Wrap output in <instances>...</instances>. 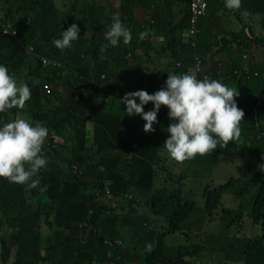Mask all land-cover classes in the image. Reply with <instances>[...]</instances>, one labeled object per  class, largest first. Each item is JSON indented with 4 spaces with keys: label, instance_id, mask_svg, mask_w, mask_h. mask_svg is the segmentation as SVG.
<instances>
[{
    "label": "trees",
    "instance_id": "1",
    "mask_svg": "<svg viewBox=\"0 0 264 264\" xmlns=\"http://www.w3.org/2000/svg\"><path fill=\"white\" fill-rule=\"evenodd\" d=\"M117 1L118 7L113 0H0L7 17L18 15L16 36L0 29V65L31 90L23 109L0 113V127L26 112L33 124L39 122L49 132L42 149L47 165L33 177L40 180L38 187L0 178V264H9L12 246L16 252L10 264H210L219 257L199 251L204 245L198 241L203 238H198L201 225L191 221L196 202L182 191L184 180L198 169L185 166L180 171L182 189L169 187L164 179L168 188L163 187V196L154 192L161 175L171 176L168 166L173 159L163 147L167 127L175 122L168 109L160 107L154 131L145 133L141 116L129 117L119 103L126 93L162 89L169 73H190L196 55L203 62L210 58L208 78L244 88L235 98L244 112L239 139L204 155L210 160L227 158L226 166L235 177L216 187L209 182L204 186V224H214L218 210L235 223L239 214L221 207L222 193L232 189L227 195L231 196L238 182L247 181L259 183L250 205L244 206L252 223L264 232V178L257 180L263 171L253 164H264V64L256 54L264 47V0H241L239 10L226 8L225 0H213L195 23L190 22L188 4L181 16H175L167 10L171 6L167 0ZM146 10L153 13L144 20ZM159 10L164 17L154 16ZM245 11L247 15H241ZM114 16L132 39L105 48L104 34ZM25 17L31 20L29 31L20 25ZM230 19L239 23L240 31L225 32L229 38L223 37L222 49L212 61L208 48L212 36L206 26L227 25ZM73 23L80 28L79 39L61 52L52 41ZM155 26L164 33L162 41H149V35L139 38ZM192 28L198 29L196 34L190 33ZM233 43L242 46V63L226 54ZM242 67L249 79L234 73ZM256 71L258 75H253ZM152 108L151 102L144 105L145 112ZM64 147L69 148L67 156ZM242 160L247 161L244 172L256 174L252 181L239 177ZM44 200L50 202L47 208L42 207ZM243 202L236 206L240 213L245 212ZM43 232L48 234L46 246ZM115 240L135 252L130 255ZM148 244L154 246L150 252ZM123 253L124 262L117 259ZM242 254L244 264H264V233L248 237Z\"/></svg>",
    "mask_w": 264,
    "mask_h": 264
},
{
    "label": "clouds",
    "instance_id": "2",
    "mask_svg": "<svg viewBox=\"0 0 264 264\" xmlns=\"http://www.w3.org/2000/svg\"><path fill=\"white\" fill-rule=\"evenodd\" d=\"M204 2L205 9L200 16L208 8V0H204ZM187 4L189 5L191 22V0H187ZM225 7L231 10H239L241 8V0H225ZM241 15L246 16L247 12H242ZM17 18V14L7 17L0 10V29L4 34L16 36L18 32L16 27ZM30 22V18L25 17L20 25L29 31L31 24L28 23ZM192 29L194 32H191ZM192 29H190V33L196 34L198 29ZM79 32L80 28L73 23L66 30L61 31L59 39H54L52 42L57 49L63 52L65 49L71 48L73 42L79 39ZM147 35V31L141 32L139 38L143 40ZM104 39L107 41V45H105V48H107L118 46L121 40L124 44H128L132 36L130 31L121 23L119 17L114 16L109 30L104 34ZM240 49L243 56L242 46H240ZM218 54L219 50L216 48L213 57ZM256 54L258 55L257 61H259V64H264V61H262L264 47H259L256 50ZM196 57L201 60L207 77L203 78L196 75L194 69L189 70L191 74L169 73L165 86L153 94L138 90L126 93L119 100L120 104L125 105L126 115L129 117L140 115L145 121L143 125L145 133L154 131L153 124L157 122V113L160 107L164 106L168 109L167 115L169 119L175 122L170 123L167 127L169 137L163 143V147L168 156L179 163L193 159L197 155L204 156L213 152L217 146L223 148L229 142L238 140L241 135L240 122L244 119L243 110L238 108L235 102V98L244 91V88L232 83L234 89L219 80L208 78L207 68L209 65L207 60L203 62L196 55L194 67L196 65ZM42 62L46 64L47 60L42 58ZM218 63L222 64L220 61ZM240 63H242V60ZM234 73L240 74L244 79H249L250 77V73L244 69L243 71L235 69ZM253 75H258V72H254ZM19 81L21 80L15 79L12 74L9 75V70L6 66L0 65V113L13 108L23 109L25 103L30 99L31 90L28 84ZM45 88L48 90L49 85L46 84ZM239 89L242 91H237ZM137 99L139 103L136 102ZM149 102L152 103L153 108L145 112L144 105ZM48 134V129L45 126L39 122L33 124L24 118H16L11 122L4 123L0 127V178L8 180L10 183L27 184L29 188L38 187L40 180L38 178L33 179V177H38L40 169L47 165V159L43 156L42 149ZM258 167L261 171H264V164ZM141 199H144V197H141ZM45 202H50L45 200L42 202V207L47 208L48 206H44ZM89 212L90 210H88ZM245 213L248 216V211H245ZM114 242L124 250H127L130 255L135 252L132 246L129 248L131 250L129 252L123 241L115 240ZM153 248L154 246L152 247L151 244H148L146 251L150 252ZM15 252L16 247L12 246V254L9 260L11 259L12 261L13 253ZM120 258L124 262L126 254L123 253V255L117 256L118 260ZM138 262H140V259Z\"/></svg>",
    "mask_w": 264,
    "mask_h": 264
},
{
    "label": "rangeland",
    "instance_id": "3",
    "mask_svg": "<svg viewBox=\"0 0 264 264\" xmlns=\"http://www.w3.org/2000/svg\"><path fill=\"white\" fill-rule=\"evenodd\" d=\"M121 13H123V11ZM234 23L235 20L230 19L227 22L228 29H232V25ZM185 52L189 53L187 50ZM238 54L239 56H241L242 50H239ZM190 69H194L193 59ZM15 118H24L32 123V116L26 112L17 114ZM12 120H14L13 117ZM88 126H91V123H88ZM58 149L61 150V146H59ZM68 150L69 148L64 147L63 153L65 156H67L65 152ZM227 160L228 159L225 157H218L216 159L210 160L208 156L198 155L195 158L186 160L182 163L172 160L168 166L171 176L169 177V174L165 172L163 175H161V179H158L154 182L155 194L162 197L164 194V188H168L165 184H163L164 179H166V183L169 185V187L173 186L174 184L175 187H178L179 189L181 188L180 182H182L181 179H178L180 173L179 171L184 170L185 166H192V170H195L196 168L198 169L196 173L192 174L190 177L184 180L185 185L183 186L182 191L188 199H192L196 202L191 221L192 224H197L198 226L201 225V231H198V238H203L200 239L202 241L196 238V241L198 240L199 244H203L204 242V248H201L199 251H203V253L211 251L218 254L219 256L215 258L210 264H244L245 260L242 252L245 249L248 237L255 234L258 235L264 233L260 225H254L245 212L240 213V211H238V208H236V206H238L240 202L242 203V201H244L243 204H241L242 211H248V208L244 205H246L245 203L250 205V199H252V197L257 193V187L259 183L254 184L247 181L238 182L231 196L227 195L231 192L232 189H228L222 193L221 201L223 200V202L221 207H223V209L225 210L228 207L230 210L234 211L232 212V215H234L235 213L239 214V218L237 219V221L233 224H230V215H228L226 212L218 210V212L215 214L217 221L214 224H204L206 220V216L203 212L204 209L202 206V192L205 188L204 186L209 182L212 187H216L220 184L225 183L231 178H235L231 170L228 168V166H226ZM246 162V160H242L241 162L239 177H246L247 179L252 181V178L256 174L254 172H244L246 169ZM253 164L256 169H259L258 162H253ZM261 177L264 178V171L257 177V180H259ZM48 205L49 204L47 202L44 203V206ZM221 215H224L226 217L224 221L220 220L219 217ZM191 238H194V236H192ZM47 244L48 234L43 232V246H46ZM13 250H15V248H13ZM9 263H11V259L9 260Z\"/></svg>",
    "mask_w": 264,
    "mask_h": 264
},
{
    "label": "crops",
    "instance_id": "4",
    "mask_svg": "<svg viewBox=\"0 0 264 264\" xmlns=\"http://www.w3.org/2000/svg\"><path fill=\"white\" fill-rule=\"evenodd\" d=\"M213 0H208L209 6L212 3ZM114 2V7H118V1L117 0H113ZM165 3H168V5L171 3V6H167V10H172L174 12L175 16L178 15H182V13L185 11L186 8V4H187V0H167ZM208 6V7H209ZM126 11V10H125ZM129 11V10H128ZM127 11V13H128ZM123 13H125L123 11ZM125 13V14H127ZM153 12H151L150 10H146V15H145V19H147L148 15H151ZM165 12H163V10H159L155 13V17H164ZM149 19V18H148ZM150 20V19H149ZM151 24V21H150ZM206 27H208L210 34H211V38L208 41V48L210 50L211 54L215 55V49L217 48L220 52V50L222 49L223 46V37L229 38V36L225 35V32H229V31H240V25L239 23L235 20V23L232 25V29H228L227 25L225 24V22L223 23H218L217 25H213V24H209ZM149 35V41L152 42H159L162 41L164 38V33L162 31H159L158 28L155 26L153 27L151 30H149L148 32ZM241 50L240 48H238L235 43H233V46H231V48L229 47L226 51V54L228 55V57L231 58H235L236 60H242V55L239 56L238 51ZM152 53V50H151ZM214 57L212 59V61H214ZM262 61H264V57L262 58ZM207 62L209 65L210 62V58L207 57ZM227 86L234 88L233 84H228ZM235 89V88H234ZM239 92H241L242 90L239 89L237 90ZM180 172V171H179ZM160 224H163V222L161 220H159ZM129 252H131L130 249H128Z\"/></svg>",
    "mask_w": 264,
    "mask_h": 264
},
{
    "label": "built area",
    "instance_id": "5",
    "mask_svg": "<svg viewBox=\"0 0 264 264\" xmlns=\"http://www.w3.org/2000/svg\"><path fill=\"white\" fill-rule=\"evenodd\" d=\"M205 9L204 0H191L190 10H191V22L195 23L198 16H200ZM191 32H194L192 29ZM45 61V60H44ZM194 72L196 75L202 76L203 78L207 77L205 69L202 66L201 60L196 57V65L194 67Z\"/></svg>",
    "mask_w": 264,
    "mask_h": 264
}]
</instances>
